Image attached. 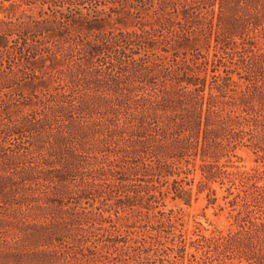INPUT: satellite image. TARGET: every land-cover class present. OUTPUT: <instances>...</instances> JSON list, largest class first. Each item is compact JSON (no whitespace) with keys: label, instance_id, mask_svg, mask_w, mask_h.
<instances>
[{"label":"trees","instance_id":"obj_1","mask_svg":"<svg viewBox=\"0 0 264 264\" xmlns=\"http://www.w3.org/2000/svg\"><path fill=\"white\" fill-rule=\"evenodd\" d=\"M0 11V264L95 263L103 207L187 201L198 160L199 193L227 180L244 195L219 262L264 264V185L221 165L241 146L264 160V0Z\"/></svg>","mask_w":264,"mask_h":264},{"label":"rangeland","instance_id":"obj_2","mask_svg":"<svg viewBox=\"0 0 264 264\" xmlns=\"http://www.w3.org/2000/svg\"><path fill=\"white\" fill-rule=\"evenodd\" d=\"M3 16L0 11V17ZM143 22L155 23L150 17H144ZM132 23L127 17L118 26ZM200 164L198 160L192 197L187 201L173 200L172 193L158 203L139 205L138 202L119 210L118 214L105 202L107 206L103 209L110 211L105 217L112 222L97 230V251L89 255L96 262L91 264H247L232 252L224 255L220 263L216 247L220 235L227 236L237 229L235 216L241 210L242 199L238 206L232 204L237 195L244 196L240 183L233 187L227 180L225 184L212 183L210 188L215 191V197L209 189L199 193ZM221 165L230 173L256 174L259 185H264V160L249 147L241 146L223 159ZM120 224L126 227L119 232L111 227Z\"/></svg>","mask_w":264,"mask_h":264}]
</instances>
